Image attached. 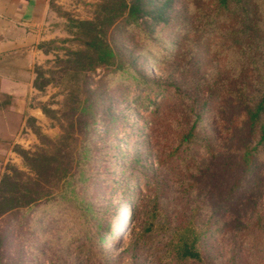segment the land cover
Returning <instances> with one entry per match:
<instances>
[{
    "label": "rangeland",
    "instance_id": "rangeland-1",
    "mask_svg": "<svg viewBox=\"0 0 264 264\" xmlns=\"http://www.w3.org/2000/svg\"><path fill=\"white\" fill-rule=\"evenodd\" d=\"M155 1L172 6L174 0ZM220 1L192 0L196 22L181 16L179 27L172 7L167 20L140 10V25L129 24L128 12H121L107 33L114 47L132 50L135 60L124 67L102 65L87 72L86 85L96 91L92 99L99 107L87 132L84 123L71 130V110L63 109L64 81L53 70L78 65L71 53L84 47L88 27L82 31L75 21L108 25L123 0H49L37 61L47 82L42 90H31L28 101L38 108L34 125L47 138L59 137L65 126L71 133L76 129V138L89 149L81 165L90 168L91 178L86 184L79 177L68 182L67 200H42L1 217L0 264H169L161 255L167 249L168 228L190 215L199 201L208 212L201 209L198 220L211 215L213 223L201 239V258L172 264H264L263 159L258 158L230 202L206 174L228 156L235 143L232 125L242 119L238 112L221 114L218 105L221 108L229 95L246 89L243 80L255 81L254 86L261 83L252 57H257L262 43L257 24L263 13L256 15L262 2L249 0V18L246 0H227L225 6ZM212 81L219 90L211 94ZM248 89L251 92V86ZM194 93H200L198 100L208 98L198 131L182 144L183 153L171 154L192 125ZM38 103L48 104L47 113ZM29 117L21 142L12 146L48 149V140L31 130ZM12 146L13 151L4 155V167L14 163L28 172ZM82 201L92 212L82 209ZM154 214L156 223L168 225L146 231ZM258 217L260 229H251L250 236L235 225Z\"/></svg>",
    "mask_w": 264,
    "mask_h": 264
},
{
    "label": "trees",
    "instance_id": "trees-1",
    "mask_svg": "<svg viewBox=\"0 0 264 264\" xmlns=\"http://www.w3.org/2000/svg\"><path fill=\"white\" fill-rule=\"evenodd\" d=\"M130 1L129 3L123 0V4L119 6L120 11L112 16L108 25H105V23L97 25L94 20L75 21L74 23L82 31L84 26L88 27V30H86L88 34L84 36L86 38L83 41L84 47L71 53L77 56L76 61L78 65L73 64V67L65 65L60 69L53 70V72H58L59 79L64 81L62 91L66 93V99L63 109L68 106L66 109L69 108L71 110L69 112L70 117H72L70 119L71 130L77 124L84 123V128L88 132L95 118L98 116V102L92 99L93 92L96 93V91H89L86 85L87 72L96 66L102 65L124 67L128 60H135L132 50H122L121 48L119 50V48L114 47L109 39L110 35L107 33L108 28L116 22L121 12H128L126 20L129 24L140 25V18L145 13L151 17L163 15L166 16L167 20V17L170 16L168 15L170 14V7H172L174 9L172 16L178 22V27L181 26V20L178 19L181 16L183 19L190 20L193 24L196 22V13L192 0H169L170 2L173 1L172 6L168 5L167 2L160 5V2L155 0ZM248 1L246 0L248 4L244 8L247 10L249 18H251L250 9L252 3ZM261 2L262 7L259 4L260 8L256 15L263 13V17H260L257 24L262 43L257 57L255 55L252 57V62L257 66L256 76L261 78V83L258 86H254L255 81L243 80L246 89L242 87L239 95H229L226 103L221 108L220 104L218 105V110H220L221 114H228L229 112L230 114L232 112L234 114V112H238V117L242 116V119H239L238 123L232 125L235 143L230 148L228 156L223 158L221 164L215 165L206 172L209 182H212V187L223 188L225 190V197L229 199V202L237 196V191H239L241 184L247 178L251 169L257 164L259 157L263 159L262 163L264 164V0H261ZM164 5H168V8H163ZM219 5H228V1L221 0ZM238 6L241 5L238 4ZM139 11L143 13L141 16L138 14ZM248 20V23H250V19ZM156 21L160 20L156 17ZM43 43L44 41L39 43L38 47L40 49L43 47ZM83 55H85V58H82ZM236 59L235 63H239V59ZM59 60L65 61L62 58ZM34 72V86L42 90L47 82L44 79L45 69L36 63L34 65ZM230 82L234 83L233 81ZM216 85L218 83H214V81L210 83L211 94L215 90H219ZM248 86H251V92ZM199 94L194 93L193 103L190 105V109L195 116L192 125L188 130L183 131L181 137L177 139L178 143L171 150V154L177 153L179 155L180 151H182V144L190 141L191 137H194L198 131V124L208 100L207 97L202 101L198 100ZM10 101L9 94L0 92V112L5 115L1 116V120L6 118V123L0 121V125L13 129L18 127L19 118L14 114L11 115ZM38 104L47 113L48 104ZM5 111L6 113H4ZM28 119L31 130L37 135L42 136V140H48L50 146L45 150L39 147V145L31 149L24 148L21 145L12 146L11 136L2 141V148H6V151L12 146L14 150L21 154L28 172L19 169L14 163H8L2 170L0 169V218L16 209L23 206H31L42 200L57 203L67 200L70 197L66 190L68 182L79 177V180L86 184L87 179L91 178L90 168L81 165L83 156L89 154V149L84 140L79 141L76 138V129L71 133L68 127L65 126L63 127L65 132L63 131L59 137L55 139L47 138V135L41 134V127L34 125L36 121L35 117L30 116ZM219 157L217 156V159ZM228 180L229 184L225 185ZM262 182H264V176ZM75 186L74 184L73 188ZM72 192L73 196L78 195L75 189H72ZM199 203L200 201L197 203L196 208L190 212V215L185 216L183 219H178V221L171 224L168 228L169 233L166 236L168 238L166 243L167 249L162 251L161 255L162 259L165 257L169 261V264H172V262L183 263L184 261L201 258V239L205 232L213 226V223L211 215H205L203 220H198L201 209L203 213L208 212L206 204ZM81 207L89 213L93 210L84 201L81 202ZM158 207L159 204L156 199L154 209L157 210ZM167 225V223H156V214H154L151 217V222L146 226V231L153 230L155 226L161 229L163 227L166 228ZM235 225H238L237 228L241 227L244 235L250 236L251 229L256 231L260 229L261 220L258 217L255 221H238ZM103 227L106 228L108 226L104 225Z\"/></svg>",
    "mask_w": 264,
    "mask_h": 264
},
{
    "label": "crops",
    "instance_id": "crops-1",
    "mask_svg": "<svg viewBox=\"0 0 264 264\" xmlns=\"http://www.w3.org/2000/svg\"><path fill=\"white\" fill-rule=\"evenodd\" d=\"M49 11V0H0V92L10 95L11 115L19 118L17 128L0 125L1 170L8 160L4 153L13 151L2 148V141L11 136L12 144L20 143L22 131L27 128L25 118L38 115L28 94L35 90L34 65L41 52L38 45L44 40L41 27ZM1 116H5L2 112L0 121L6 123Z\"/></svg>",
    "mask_w": 264,
    "mask_h": 264
}]
</instances>
